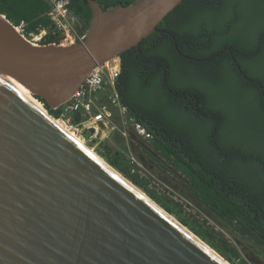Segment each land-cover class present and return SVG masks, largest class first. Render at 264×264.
<instances>
[{"label":"water","instance_id":"1","mask_svg":"<svg viewBox=\"0 0 264 264\" xmlns=\"http://www.w3.org/2000/svg\"><path fill=\"white\" fill-rule=\"evenodd\" d=\"M182 1L88 0L86 38L69 45L35 43L0 11V264H232L3 69L57 109L94 67L164 32L159 23Z\"/></svg>","mask_w":264,"mask_h":264},{"label":"trees","instance_id":"2","mask_svg":"<svg viewBox=\"0 0 264 264\" xmlns=\"http://www.w3.org/2000/svg\"><path fill=\"white\" fill-rule=\"evenodd\" d=\"M96 1L109 9L136 0ZM262 5L264 0H183L159 23L164 32L120 55L117 88L129 114L152 133L154 150L185 175L190 191L264 246V12H252ZM50 7L47 0H0V11L23 24L27 37L47 29L42 43H60ZM69 8L87 29L88 0H69ZM31 98L61 119L60 108ZM81 119L75 114V122ZM123 147L125 138L116 131L102 156L172 214L182 213L179 203L132 170ZM182 221L230 262L243 264L227 239L192 217Z\"/></svg>","mask_w":264,"mask_h":264},{"label":"built area","instance_id":"3","mask_svg":"<svg viewBox=\"0 0 264 264\" xmlns=\"http://www.w3.org/2000/svg\"><path fill=\"white\" fill-rule=\"evenodd\" d=\"M47 1L51 6L47 15L52 20L54 32L61 35L60 44L69 45L83 41L87 29L81 26L79 17L70 10L69 0ZM22 26L23 24L18 26L21 31H23ZM47 34L48 31L43 29L32 37V41L40 43ZM121 71L120 56L112 57L94 67L80 89L69 101L59 107L61 109L59 118L78 134L84 129L93 130L95 133L103 129L106 131L105 134L110 136L118 131L124 138L133 135L138 139L152 141V133L129 114L128 107L121 100L117 88ZM75 114L81 115V121H74ZM132 159H129L131 165H133Z\"/></svg>","mask_w":264,"mask_h":264},{"label":"rangeland","instance_id":"4","mask_svg":"<svg viewBox=\"0 0 264 264\" xmlns=\"http://www.w3.org/2000/svg\"><path fill=\"white\" fill-rule=\"evenodd\" d=\"M259 11H262L260 14L262 17V13L264 12L263 5L260 7L256 6L255 9L252 10L254 13ZM81 26L84 27L82 22ZM230 89L233 92L237 91L235 85ZM38 106L41 107L40 105ZM91 131L92 130L84 129L79 132L78 138H80L79 140H82L81 142H84L83 144L95 154L100 153L102 155L103 144L105 141H108L112 135H106V131L103 129H99L98 133ZM122 150L128 159L131 160V158H133L132 170L134 172L148 179L151 187L156 189L159 194L168 196L176 203H179L178 209L183 208L182 213L179 215L173 214L176 219L183 222L182 219L192 217L204 226L209 227L218 236L227 239L239 251L243 264H264V246L254 239L243 235L239 227L221 220L208 205L198 199L190 191L185 175L176 171L174 165L156 152L150 140L138 139L132 135L125 138V147H123ZM187 227L189 226L187 225Z\"/></svg>","mask_w":264,"mask_h":264},{"label":"bare ground","instance_id":"5","mask_svg":"<svg viewBox=\"0 0 264 264\" xmlns=\"http://www.w3.org/2000/svg\"><path fill=\"white\" fill-rule=\"evenodd\" d=\"M43 30V29H42ZM47 30V29H46ZM48 31V30H47ZM40 33V32H39ZM37 33V34H39ZM37 34H33L31 35V38L29 37V39L32 41V37L34 35H37ZM39 44H43L42 42H40ZM116 57V56H115ZM106 62V61H105ZM4 69V73L5 75H7L13 82H15V84H17L30 98L35 96L33 94V92L31 91V89L23 82V80H21L19 77H17L16 75H14L13 73H11L10 71H8L7 69L3 68ZM35 103V102H34ZM36 104V103H35ZM37 105V104H36ZM38 106V105H37ZM41 108V107H40ZM42 109V108H41ZM43 111H45L44 109H42ZM47 113V111H45ZM59 125H61V127H63L66 131H68L70 134H72L75 138H77L78 140L80 138H78V133L76 132V130H74L73 128H70L68 126L65 125V121L61 118L60 120H55ZM60 121V122H59ZM75 134H73V133ZM77 136V137H76ZM80 141V140H79ZM82 141V140H81ZM80 141V142H81ZM82 143V142H81ZM84 143V142H83ZM82 143V144H83ZM85 146V145H84ZM88 148V147H87ZM89 149V148H88ZM91 150V149H90Z\"/></svg>","mask_w":264,"mask_h":264}]
</instances>
